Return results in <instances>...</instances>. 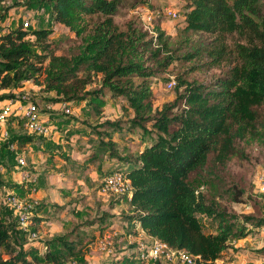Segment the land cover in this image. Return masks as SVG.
<instances>
[{
  "label": "trees",
  "instance_id": "trees-1",
  "mask_svg": "<svg viewBox=\"0 0 264 264\" xmlns=\"http://www.w3.org/2000/svg\"><path fill=\"white\" fill-rule=\"evenodd\" d=\"M121 2L28 0L31 5H48L57 22L68 25L79 35L86 29V25L76 27L84 15L98 14L105 18L96 23L72 54L56 53L49 28L24 29L22 22L16 28L1 31L0 90L19 89L24 82L33 81L43 92L57 94L58 99L50 102L83 98L94 108L101 106L95 99L105 95L126 98L134 110L129 120L130 129L142 128L148 133L147 124L152 123L155 139L139 153L124 156L116 142L99 140L101 151L117 161L116 169L124 164L123 170L133 184L132 209L124 223L128 227L136 226L135 232L141 227L173 249L186 250L195 257L196 264H212L222 253L235 250L233 240L245 238L264 226V215L231 213L209 202L190 181L192 172L199 174L206 169L210 154L217 152L216 157L221 161L232 152L234 137L245 135L254 120L251 104L264 100V31L249 16V13H259L260 0H234L233 3L187 0L189 28L215 36L218 58L227 51L224 34H249L251 40L248 44H238L241 64L228 75L211 85H188L173 102L161 109H155L151 101V79L160 69L148 65L146 60L157 61L161 68L172 61L169 57L160 63L158 58L165 45L163 33L148 38L147 33L138 34L134 29L119 30L113 15ZM96 77H100L99 87L90 91L87 86ZM0 97L6 99L5 95ZM107 124L113 130L121 129V121ZM44 137L49 138L30 134L22 140ZM225 192L232 202H246L245 190L237 183ZM199 214L215 218L219 232L205 233ZM107 216L86 221L55 238L54 250H48L43 257L46 263L64 264L86 253L96 236L88 235L85 226H102ZM11 237L10 227L0 220V264H42L38 258H24V251L16 253Z\"/></svg>",
  "mask_w": 264,
  "mask_h": 264
},
{
  "label": "rangeland",
  "instance_id": "rangeland-1",
  "mask_svg": "<svg viewBox=\"0 0 264 264\" xmlns=\"http://www.w3.org/2000/svg\"><path fill=\"white\" fill-rule=\"evenodd\" d=\"M228 1L233 3L234 0ZM186 4L187 0H122L119 10L113 15L119 30L134 29L138 34L147 33L148 38L157 37L158 34L163 33L165 45L158 58L160 63L167 61L169 57L172 61H168V65L161 68L157 61L146 60L148 65L160 69L151 79L153 88L151 101L155 109H161L166 103L173 102L188 85H211L220 77L228 75L234 67L241 64L237 52L238 44H248L251 40L249 34L242 35L237 32L224 34L223 40H225L227 51L221 59L218 58L215 53L218 44L215 36L189 28ZM259 7L258 14L249 13V16L256 22L259 29L264 31V0H260ZM172 12L177 13V16H173ZM27 18L31 20L29 30L40 28L51 30L50 41L56 47L57 54H72L78 50L79 45L83 43L96 23L105 16L84 15L82 20L77 22L76 27L86 25V29L79 35L68 25L57 22L48 5H31L28 0H4L0 3V32L16 28ZM99 78L96 77L87 89L90 91L97 89ZM172 81L173 84H171ZM23 93L38 99L41 107H44L48 101L58 99L55 92L45 93L42 87L33 81L24 82L19 89L0 90V95H5L6 98L19 97ZM95 100L101 105L100 107L94 108L92 103L80 98L70 101L73 108L72 114L55 112L60 115L54 114L51 123L53 127L59 128L58 134L55 136L54 130L50 135V137L55 136L54 138L48 141H43L44 138L37 139L38 142H34L31 146L30 156L27 154L29 141L22 140L24 136L30 135L24 126V120L18 117L8 119L6 125L11 131V142H14L17 150L26 156L24 173L31 174L28 179H23L22 174H18L16 170L22 168L18 165L15 152H11L5 142L0 140L2 149L0 153V220L5 221L10 227L12 233L10 241L16 245L15 252L21 254V251H24L26 252V255L23 254L24 258L33 260L35 257L42 264H47L43 257L48 250H54L55 238L73 231L79 224L106 214L109 216L105 225L84 228L88 235L96 236L89 250L64 264H188L179 257L154 259L141 256L147 253L151 243L148 234L141 227L135 232L136 226L128 227L124 223L126 215L131 213V196L103 194L100 186L99 196L97 194L89 196L85 191L74 194L70 191L58 190L53 178L47 181L40 174V171H44V173L61 175L60 170L64 168L57 167V164L63 165L67 163V160L70 165L67 167L65 164L64 167L67 170L80 169L84 173L87 168H90L87 163L91 160L87 161L83 158L84 164H78L75 160L81 162L80 157L76 156L85 155L84 150L91 145H93L92 149H100L95 157L100 164L106 169H116L118 163L115 160L106 165L108 156L101 151L99 140L111 139L116 142L120 154L124 156L139 153L152 142V139H155L152 123L147 124L148 133L142 128L130 129L129 120L134 116V110L129 107L126 98L105 95ZM251 111L254 117L251 127L245 135L234 137L232 152L221 161L216 157L217 152L210 154L206 169L199 174L192 172L190 181L209 202L217 203L219 207H224L237 215L253 214L260 217L264 215V203L258 191L256 175L264 173V100L252 103ZM109 121H121V129H111L107 124ZM49 150H57L58 154L48 156L45 153ZM56 156H59L58 159L64 157V163L60 159L51 161ZM120 168H124L123 163ZM32 170L36 171L34 173L36 175L31 173ZM211 170L213 174L210 173ZM109 172L111 171H107L105 175ZM235 183L245 190L246 202H232L228 198L225 190ZM83 188L87 189L86 186ZM45 191H47L46 197L43 196ZM10 192L16 193L24 203L31 204L32 217L39 219L32 220L28 229H23L19 225L15 210L4 201V197ZM255 197H258L260 201L257 199L256 201ZM71 198L74 199L73 204L68 202ZM55 199L67 202H62L60 206ZM46 203L49 204L46 205ZM198 218L205 233L219 232L218 221L215 218L204 214H199ZM237 222L242 223V220ZM100 230L103 231L102 234ZM31 231H35L37 236L30 238ZM233 244L235 250L222 253L212 264H264V226L250 232L245 238L233 240ZM32 245L35 248H32Z\"/></svg>",
  "mask_w": 264,
  "mask_h": 264
},
{
  "label": "built area",
  "instance_id": "built-area-1",
  "mask_svg": "<svg viewBox=\"0 0 264 264\" xmlns=\"http://www.w3.org/2000/svg\"><path fill=\"white\" fill-rule=\"evenodd\" d=\"M172 15L177 16V13L172 12ZM30 24L31 20L29 18L25 19L23 21L24 29H28ZM171 84H173V81ZM55 104H58V107H55ZM55 112H60L66 115L72 114L73 108L68 101H48L44 107H41L38 99L33 98L28 93H23L19 95V97L0 99V140L7 144V147L11 152H15L18 165L20 168H22L18 171H20V174H22L23 179H28L31 177V174L24 173L23 170L27 163V159L21 151L17 150L15 143L11 142V131L6 123L10 117H18L20 120H24V126L30 134L49 137L55 130L51 123V119L54 117L53 115ZM256 182L258 191L261 194V198L263 199L264 203V173H258L256 175ZM132 190V181L122 168L115 169L114 171L106 174L103 177L100 185L101 193L108 195H128L130 197ZM4 201H6L8 205H10L15 210L19 225L23 229H28L31 221L34 220L31 215L32 205L24 203L14 192L8 193L6 197H4ZM36 236L37 233L35 231L30 232V238ZM147 236L151 244L147 253H143L141 256H147L154 259L160 257H165L167 259L179 257L184 263H195V257L186 250L173 249L164 240L149 234Z\"/></svg>",
  "mask_w": 264,
  "mask_h": 264
},
{
  "label": "crops",
  "instance_id": "crops-1",
  "mask_svg": "<svg viewBox=\"0 0 264 264\" xmlns=\"http://www.w3.org/2000/svg\"><path fill=\"white\" fill-rule=\"evenodd\" d=\"M55 107H58V104H55ZM54 114L57 115V116L60 115V113H54ZM54 129H55V132H54L55 134L54 135L56 136L58 134L57 133V131H58L57 129H59V128L54 127ZM54 137L53 136H51V137L49 136V138H45L44 137L45 140H43V141H48V139H52ZM87 138H89V137H87ZM36 141H37V139L27 142V151H28L27 154H28V156H30L29 151L31 149L32 144L34 142H36ZM43 141H41V142H43ZM92 146L93 145H91V147H89L88 149L84 150L85 151V155L83 154L82 156L81 155L80 156H76L77 158L80 157L81 162L78 161V160H75L73 158V160H75V162L77 161L78 164H84L85 163V160L82 161L83 158H86L87 161L91 160L90 162L87 163V165H89L90 168H87L84 173L80 169H77L75 171L73 169L67 170V168H65L64 166L66 164L67 167H70V165L68 164V160H67V163H64V160H63L64 157H62V158L60 157L59 159L61 160L62 163H64L63 165L57 164V167L60 166L59 168H64V169L60 170L61 175H54V174H51L50 172L44 173V171H40V174L43 175L46 178L47 181H49L50 179L53 178L55 184H57V189L58 190L70 191L71 193H74V194H75V192L79 193V192L85 191V193L87 195H89V196L90 195L93 196V195H96V194L99 196L100 195L99 186H100L102 177L105 175V173L107 171L111 170L112 168L106 169L104 167V165L100 164L99 161H97L95 159V157H97V152H99L100 149L99 150L98 149H92ZM45 154H47L48 156L49 155L50 156L51 155H56V154H58V151L57 150H52V151L49 150ZM57 157H59V156H56L55 159L52 158L51 161L57 160L58 159ZM67 158H68V156H67ZM111 161H112V159L107 157L106 158V165H107V163L109 164ZM32 163H33V161H32ZM18 170L19 169H17L16 171L18 172V174H20V171H18ZM35 172L33 170L31 171V173L33 175H36V174H34ZM103 172H104V175H103ZM58 176H62V177H58ZM88 177H89V180H87ZM83 179H86V180H83ZM25 181H28V180H25ZM87 183H88V185H87ZM84 186H86L87 189L85 188V190H84V188H83ZM94 190H96L95 193H94ZM34 194H36V192ZM46 195H47V191L43 192V196L46 197ZM56 198H57V196H56ZM55 200L57 202H59L60 206H61L62 202L63 203L67 202L66 200H62V201H59L58 199H55ZM73 201H74V199L71 198L68 202L73 204ZM48 204L49 203H46V205H48ZM50 205H52V204H50ZM102 233H103V231L100 230V234H102ZM36 242H38V241H36ZM34 244H36V243H34ZM32 248H35V247L33 246Z\"/></svg>",
  "mask_w": 264,
  "mask_h": 264
}]
</instances>
